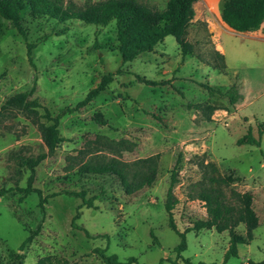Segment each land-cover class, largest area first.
Listing matches in <instances>:
<instances>
[{
	"label": "rangeland",
	"instance_id": "obj_1",
	"mask_svg": "<svg viewBox=\"0 0 264 264\" xmlns=\"http://www.w3.org/2000/svg\"><path fill=\"white\" fill-rule=\"evenodd\" d=\"M70 1L83 8L102 0ZM137 1L158 9L166 4V0ZM24 27L27 41L0 17V108L12 96L34 89L32 98L41 104L40 113L47 109L56 117L75 108L105 75L113 74L114 80L86 107L66 111L60 121L65 141L36 169L34 187L44 196L84 190L88 198L97 197L96 208H81L75 226L81 199L65 194L49 198L43 211L37 194L21 191L30 171L19 166L17 155L37 157L47 152L37 127L20 112L1 123L0 264H10L39 226L38 236L24 251L23 264H38L46 255L65 258L69 264H106L95 250H106L107 256L116 255L121 262L137 258L135 264H174L181 237L169 227L164 203L175 168L178 230L184 233L208 218L201 194L217 192L224 203L238 209L233 192L252 193L259 227L252 243L241 245L239 257L226 264L264 261V131L259 130L264 123V41L248 33L224 35L226 70L221 74L214 68L221 61L214 58L212 39L201 23L190 30L189 40L197 42L195 55L183 59L175 38L168 36L133 62H123L116 49L114 21L97 26L27 18ZM28 43L35 45L32 62ZM238 80L246 85L247 95L240 110L201 86H228L234 81L238 85ZM196 104L211 110L204 112ZM97 113L105 125L97 122ZM209 113L211 120L206 118ZM249 130L259 146L237 144ZM154 155H160L157 180L133 195L125 192L116 176L81 170L83 164L101 159L133 163ZM211 178L235 181L227 187ZM237 231L246 234L244 225ZM229 242L228 232H188L187 250L178 263L224 264Z\"/></svg>",
	"mask_w": 264,
	"mask_h": 264
},
{
	"label": "trees",
	"instance_id": "obj_2",
	"mask_svg": "<svg viewBox=\"0 0 264 264\" xmlns=\"http://www.w3.org/2000/svg\"><path fill=\"white\" fill-rule=\"evenodd\" d=\"M198 0H169L163 9L150 7L146 4L139 3L137 0H102L89 3L87 6L80 8L73 1L65 0H0V17L9 21L17 32L27 41L28 32L24 27L27 18L36 20L39 18H47L56 20L60 23L67 21H80L85 24L108 26L113 21L116 23V49L119 52L123 62H133L143 53H151L155 47L162 43L166 37L172 36L179 45L182 58L196 54V43L189 40L190 30L195 19V4ZM222 19L233 30L240 33H248L258 30L264 22V0H223L222 1ZM205 26V23H201ZM35 45L27 44V54L29 60H33V52ZM214 58L221 61V64H215L214 68L218 70L226 69L225 59L222 54L214 50ZM201 59V57H198ZM210 66V63H205ZM114 75H105L100 84L89 91L86 97L77 104L73 109L66 111H77L86 107L93 102L106 88L113 82ZM143 83L148 85L152 82L141 79ZM201 86L210 93L217 92L219 95L226 97L229 103L234 106L242 99L237 84L231 86L215 87L209 84H201ZM34 89L30 92L19 93L9 98L0 108V125L4 119L12 116L13 112H20L31 123L37 127L41 134V138L46 153H42L37 157H25L21 154L17 155V161L20 167L27 168L30 176L27 181V187L21 189L24 195L37 194L39 197V207L45 210V205L49 198L65 194L82 200V205L77 209V213L73 218V226L80 218V210L83 206L88 208H96L95 200L97 197L88 198L86 191L62 190L48 196H44L43 192L34 187L36 180L37 167L52 156L57 148L65 141L60 132V121L66 111H62L56 117H52L46 109L42 115L39 111L42 108L38 99H33ZM195 108L206 112L211 107L201 104L193 105ZM211 114H207V119L211 120ZM46 120L42 121V120ZM95 119L101 125H105L106 121L102 114L97 113ZM259 130L264 131V123L260 124ZM113 144V143H112ZM238 145H256L260 142L253 136L252 130L243 136L237 142ZM111 146V145H110ZM102 151V150H101ZM101 158V157H100ZM160 155L150 156L148 158L139 159L133 163H125L117 159L109 160L101 159L94 163H85L81 166L84 173H93L97 175L109 174L116 176L125 188L128 195H133L145 187H151L157 180L158 165ZM216 170L214 165H208ZM235 180L211 178L214 184H224L230 186ZM178 184L176 168L171 177V184L164 203L165 210L168 215L169 227L179 234L181 243L175 248L177 261L182 258V253L187 250L186 234L191 231L201 232L203 230H215L217 233L228 232L230 236L229 247L225 253L224 264L230 258L239 257V245H250L254 240V232L259 227L260 219L254 209V195L252 193L233 192L237 198L240 208L224 203L219 193H203L200 195V201L205 203L208 218L203 221H197L192 227L181 233L174 220V210L179 203L178 198L174 194V189ZM244 225L246 234L243 235L237 231V228ZM41 226L28 236L18 249L17 253L11 257L10 264H23L25 259V249L38 233ZM83 230V229H80ZM86 236L90 237L85 231ZM152 236L154 235L151 232ZM106 250H95L104 263L106 264H135L138 263L137 258H130L126 262H121L116 255L107 256ZM185 264H217V263H194L190 260H184ZM38 264H69L68 260L56 255H46L38 259ZM247 264H264L263 262L248 261Z\"/></svg>",
	"mask_w": 264,
	"mask_h": 264
},
{
	"label": "crops",
	"instance_id": "obj_3",
	"mask_svg": "<svg viewBox=\"0 0 264 264\" xmlns=\"http://www.w3.org/2000/svg\"><path fill=\"white\" fill-rule=\"evenodd\" d=\"M169 0H166V4ZM222 1L223 0H198L195 4V19L194 23H205L206 30L209 36L212 39L213 48L215 51L219 52L224 56L225 65H226V50L222 42V38L224 35H233L237 32L231 29L222 19ZM165 4V6H166ZM164 6V7H165ZM163 7V8H164ZM246 34V33H245ZM254 39L264 41V22L261 27L253 32H248ZM206 65H202L204 67ZM226 70V69H225ZM219 73L223 74L220 70ZM235 83V81L233 82ZM233 83H229L232 85ZM239 91L242 95V99L239 103L236 104L237 110L243 108L247 103V95L245 94L246 85L242 83V81L238 80ZM253 92V90H249V93ZM241 245H239L240 247ZM238 247V249H239ZM240 254V250H239Z\"/></svg>",
	"mask_w": 264,
	"mask_h": 264
}]
</instances>
